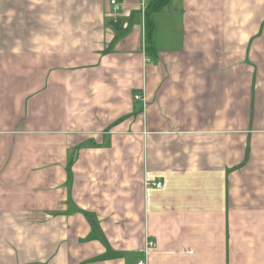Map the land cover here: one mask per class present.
I'll use <instances>...</instances> for the list:
<instances>
[{"label": "crops", "instance_id": "crops-1", "mask_svg": "<svg viewBox=\"0 0 264 264\" xmlns=\"http://www.w3.org/2000/svg\"><path fill=\"white\" fill-rule=\"evenodd\" d=\"M117 1L0 0V264H264V0Z\"/></svg>", "mask_w": 264, "mask_h": 264}, {"label": "trees", "instance_id": "trees-1", "mask_svg": "<svg viewBox=\"0 0 264 264\" xmlns=\"http://www.w3.org/2000/svg\"><path fill=\"white\" fill-rule=\"evenodd\" d=\"M168 0H150L145 3L144 7V41H145V50L146 52L152 51L151 46V37L153 32V20L151 15L158 11L164 4H166Z\"/></svg>", "mask_w": 264, "mask_h": 264}, {"label": "built area", "instance_id": "built-area-1", "mask_svg": "<svg viewBox=\"0 0 264 264\" xmlns=\"http://www.w3.org/2000/svg\"><path fill=\"white\" fill-rule=\"evenodd\" d=\"M145 0H141L140 6L141 9L144 10L145 7ZM110 5L112 7L113 12H118L120 10V3L117 0H110ZM136 98H141L140 96H136ZM156 188L160 189L162 188V185L160 183L153 184ZM156 243L149 241L146 243V251H150L151 249L155 248ZM135 264H148L145 260H139Z\"/></svg>", "mask_w": 264, "mask_h": 264}, {"label": "water", "instance_id": "water-1", "mask_svg": "<svg viewBox=\"0 0 264 264\" xmlns=\"http://www.w3.org/2000/svg\"><path fill=\"white\" fill-rule=\"evenodd\" d=\"M115 27L117 28V27H118V25H115Z\"/></svg>", "mask_w": 264, "mask_h": 264}]
</instances>
